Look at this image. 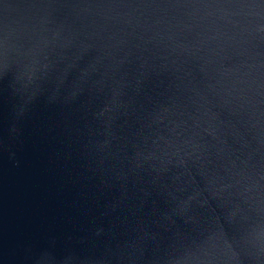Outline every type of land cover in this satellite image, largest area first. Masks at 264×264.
<instances>
[{"label": "water", "instance_id": "1", "mask_svg": "<svg viewBox=\"0 0 264 264\" xmlns=\"http://www.w3.org/2000/svg\"><path fill=\"white\" fill-rule=\"evenodd\" d=\"M0 264H264V0H0Z\"/></svg>", "mask_w": 264, "mask_h": 264}]
</instances>
